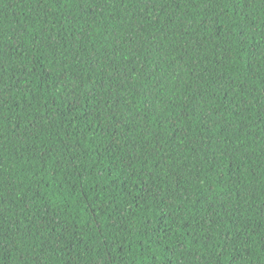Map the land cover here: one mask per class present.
Returning <instances> with one entry per match:
<instances>
[{
  "label": "trees",
  "instance_id": "trees-1",
  "mask_svg": "<svg viewBox=\"0 0 264 264\" xmlns=\"http://www.w3.org/2000/svg\"><path fill=\"white\" fill-rule=\"evenodd\" d=\"M0 264H264V0H0Z\"/></svg>",
  "mask_w": 264,
  "mask_h": 264
}]
</instances>
